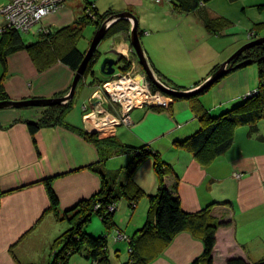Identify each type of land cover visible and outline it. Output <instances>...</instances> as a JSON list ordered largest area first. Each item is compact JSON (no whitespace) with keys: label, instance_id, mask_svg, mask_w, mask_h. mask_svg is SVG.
Wrapping results in <instances>:
<instances>
[{"label":"crops","instance_id":"1","mask_svg":"<svg viewBox=\"0 0 264 264\" xmlns=\"http://www.w3.org/2000/svg\"><path fill=\"white\" fill-rule=\"evenodd\" d=\"M7 1L0 0V7ZM261 5L264 0H212L194 12L178 13L169 1L70 0L60 11L37 24V33L40 34L42 27L56 30L74 24L87 13L88 6L100 14L109 10L131 11L143 28L142 43L155 70L173 80L178 88L189 90L249 41V32L264 36ZM203 14L228 18L232 24L220 35L211 34L201 17ZM4 25L0 13V27ZM119 35L114 50L130 57L133 47L124 33ZM7 64L5 87L12 100L61 96L70 88L76 74L61 61L40 71L25 49L11 53ZM178 70L188 71L185 80ZM3 73L0 63V77ZM259 85L258 68L252 64L229 72L201 100L211 115L218 116L243 102ZM79 87L66 121L42 127L35 136L36 142L27 121H39L45 107L0 108V264H48L52 259V244L69 227L66 220L47 212L50 199L45 179L54 177L53 187L60 208L65 211L100 190L101 175L94 168L112 174L122 171L133 158L109 143L97 144L85 137L83 132H89L85 106L93 109L94 91L88 94ZM107 107L118 109L112 102ZM156 108L135 107L130 113L132 123L120 126L111 138L131 146L149 145L159 153L173 168L166 177L168 186L173 187L176 177L179 178L178 191L185 211L197 212L213 205L214 216L227 223L217 230L213 264H228L237 257L251 263L263 260L264 119L259 121L256 131L250 125L236 127L231 148L205 165L193 152L175 145L202 126L191 103L176 100L168 109ZM125 179L118 178L115 187H120ZM134 180L145 193H157L159 178L153 158L139 165ZM148 209L147 197L138 201L135 210L128 199L119 201L115 215L117 227L109 235L113 264H126L130 259L129 242L116 240L117 233L132 236L144 226ZM94 217L87 229L97 235L106 233L103 222ZM204 249L202 240L182 232L149 264H193ZM70 264H91V260L76 255Z\"/></svg>","mask_w":264,"mask_h":264},{"label":"trees","instance_id":"2","mask_svg":"<svg viewBox=\"0 0 264 264\" xmlns=\"http://www.w3.org/2000/svg\"><path fill=\"white\" fill-rule=\"evenodd\" d=\"M210 1L212 0H170L174 10L178 13L194 12ZM90 12L94 13L91 14ZM115 14L117 12L113 10L100 14L95 8H91L74 24L56 30L49 28L48 32H40L39 38L31 42H27L18 29L7 28L1 32L0 63L4 67V73L0 77V102L11 100L5 87L7 60L11 53L25 49L29 52L40 71L61 61L76 72L87 53L77 45L79 39L83 36L85 27L92 24L97 31L106 20ZM201 17L206 28L212 34H221L232 24V21L225 17H212L209 14H203ZM130 28L131 22L129 20L120 19L111 26L104 38L125 33L129 39ZM254 32L256 34V31ZM139 34L142 39L144 31H142L140 25ZM254 37L258 38L257 34ZM132 54L133 58L137 59L135 51ZM100 58L101 54L96 50L87 66L84 77L88 75L96 76L95 65ZM128 60L125 56L119 55V62H122L121 69L124 72L129 71L132 66L131 61ZM252 64H256L258 67L260 85L257 92L249 96L246 95L243 102L218 116H213L207 111L201 97L223 78L195 94L172 96L174 100H188L202 121V126L196 133L185 140L175 142L178 148L193 152L202 164L207 165L231 148L235 142L236 127L250 125L253 131L257 130V124L264 119V43L247 49L242 55L233 59L231 62L232 68L229 72ZM220 66H215L213 73ZM84 77L81 79L79 86ZM102 83L104 81L96 76L91 85L99 86ZM169 83L171 84V82ZM152 87L155 91L159 90L153 84ZM69 90L61 95L68 94ZM74 100L75 96L70 100L71 102L68 101L63 105L44 106L45 110L39 121H27L35 142V136L42 127L54 126L66 121V115L73 108ZM83 134L90 141L97 144L104 141L116 147L120 153L132 154L133 158L128 165L122 168V171L112 173L113 176H110L112 174L105 172L102 168L101 170L94 168L101 175L102 185L100 190L93 196L81 200L75 207L65 211L61 210L59 197L53 187L54 177L44 180L50 199V207L47 212H51L57 219L66 220L69 223V227L52 244V259L48 264H70L71 259L76 255L86 257L91 260V264L93 262L96 264H113L109 253V235L117 227L115 215L119 201L125 198L128 199L131 209L135 210L138 201L145 197L149 200L147 219L144 226L130 238V259L126 264H149L163 253L174 238L182 232H189L204 242V252L194 260L193 264L214 263L213 253L217 244V230L227 223L221 222L219 218L214 216L213 205L197 212L185 211L178 191L179 178L176 177L173 187L168 186L166 177L172 174L173 168L149 145L131 146L119 140L117 142L111 137L99 138V133H90L86 130ZM148 158L154 159L155 170L159 178V187L156 194L145 193L143 189L136 185L134 180L137 168ZM121 177H126V179L117 188L115 187L116 180ZM112 206L115 208L112 209ZM96 215L101 217L105 226L106 233L104 234H93L87 229ZM228 264H264V259L251 263L243 257H237L230 259Z\"/></svg>","mask_w":264,"mask_h":264},{"label":"built area","instance_id":"3","mask_svg":"<svg viewBox=\"0 0 264 264\" xmlns=\"http://www.w3.org/2000/svg\"><path fill=\"white\" fill-rule=\"evenodd\" d=\"M68 0H8L6 4L0 7V11L4 14L5 25L0 29V33L7 28H15L21 32H30L31 29L42 22L44 18L50 14L60 11ZM160 1V0H159ZM91 9V8H90ZM89 9V11H90ZM49 28L42 27L40 32H48ZM134 62V61H133ZM136 65V63L134 62ZM133 64V65H134ZM127 72L116 73L111 79L105 81L98 86L93 100L92 107L85 106L84 118L87 127L97 130L98 133H103L110 128H115L121 124L120 116L125 120L130 121V112L137 106L147 104L152 105H168L170 100L162 97V92H152V84L148 78L134 74L135 68ZM123 73V74H122ZM121 75H123L121 77ZM257 92V90L253 91ZM105 93L106 99L103 95ZM253 94V93H252ZM248 95V94H247ZM251 95V93H250ZM110 100L117 105L118 110H123L120 115L119 111H112L106 107L104 100ZM167 99V100H166ZM91 108V110H89ZM112 209L115 207L112 206ZM116 240H130V237L124 233H117ZM92 264H96L93 262Z\"/></svg>","mask_w":264,"mask_h":264},{"label":"water","instance_id":"4","mask_svg":"<svg viewBox=\"0 0 264 264\" xmlns=\"http://www.w3.org/2000/svg\"><path fill=\"white\" fill-rule=\"evenodd\" d=\"M120 19H127L131 20L133 22V29L130 33V41L131 45L133 47V50L137 54L140 65L144 69L145 73L147 74V78L152 82L153 85L157 86L162 91L166 92L167 94L174 95V96H186L192 93H197L200 89L203 87L212 85L217 80L221 79L223 76H225L228 72L227 66L231 63V61L240 55L244 53L247 49L254 47L259 44L264 43V36L256 38L255 40L248 42L241 46L232 56L227 59L223 64L222 67L217 70V72L212 76L210 80H208L205 84L200 86L199 88L195 90L190 91H182V90H175L172 89L162 82H160L159 78L155 75V71L151 68V65L149 64V60L146 56L144 46L142 43V39L139 34V21L135 14H133L130 11H124L121 13L116 14L115 16H112L109 18L104 24L95 32L94 38L91 42L90 48L88 49L81 65L79 66L78 70L76 71L75 78L72 82L71 90L66 96L62 97H52V98H33V99H27V100H7L0 102V108H6V107H31V106H47V105H54V104H65L68 101L72 100L76 94L78 85L82 79V77L85 75L87 66L93 56L96 53V50H98V46L101 43V41L106 36L108 30L113 25L114 22H117ZM119 62V58L116 59L115 57H106L104 58L102 65H101V71L106 76H113L116 74V64ZM91 133H98L97 130H88Z\"/></svg>","mask_w":264,"mask_h":264},{"label":"rangeland","instance_id":"5","mask_svg":"<svg viewBox=\"0 0 264 264\" xmlns=\"http://www.w3.org/2000/svg\"><path fill=\"white\" fill-rule=\"evenodd\" d=\"M68 1H70V0H68ZM67 1V2H68ZM152 2H155V3H161V2H170V0H151ZM90 8H92L91 6H88L87 8H86V11L87 12H89V9ZM131 12V11H130ZM0 13L2 14V12L0 11ZM91 14L92 13H94V12H90ZM133 13V12H132ZM118 14V13H117ZM134 14V13H133ZM116 15V14H115ZM115 15H113V16H115ZM2 16L4 17V14H2ZM136 16V15H135ZM112 17V16H111ZM110 17V18H111ZM137 17V16H136ZM137 19H138V17H137ZM5 20V19H4ZM107 21V20H106ZM105 21V22H106ZM130 22H131V28H130V32H129V34L131 33V31H132V29H133V22L131 21V20H129ZM138 21H139V19H138ZM115 23V22H114ZM113 23V24H114ZM104 24V23H103ZM4 26H1L0 27V29L1 28H3ZM111 28V27H110ZM142 30H143V28H141ZM37 31H38V25H35L32 29H31V32H22L21 34H22V36L24 37V39L27 41V42H31V41H36L38 38H39V36H40V34H39V32L37 33ZM209 31V30H208ZM95 32H96V28H95V26L94 25H92V24H89V25H87L86 27H85V29H84V31H83V36L79 39V41H78V43H77V45H78V47L82 50V51H88V49L90 48V45H91V42H92V40H93V38H94V35H95ZM209 33H211L210 31H209ZM123 34V33H122ZM212 34V33H211ZM124 35H126L125 33H124ZM215 35H220V34H215ZM254 35H255V32L254 31H251V32H249V34H248V39H249V41H247L246 43H248V42H251V41H253V40H255L256 39V37H254ZM118 36H120L119 34L118 35H115V36H109V37H106V38H104L102 41H101V43L99 44V46H98V51H99V54H101V58L99 59V61L96 63V65H95V70H96V76L100 79V80H103L104 82L105 81H107V80H109V79H111V77L112 76H106L105 74H103V72L101 71V65H102V62H103V60H104V58H106V57H115L116 59H118L119 58V54L114 50V46H115V43H116V41H118L119 39H118ZM127 37V36H126ZM259 38V37H258ZM128 39V37L126 38V40ZM144 40H143V37H142V42H143ZM128 42V41H127ZM129 43L131 44V41H130V38H129ZM245 43V44H246ZM143 46H144V44H143ZM145 50V49H144ZM237 51V50H236ZM235 51V52H236ZM234 52V53H235ZM145 53H146V51H145ZM233 53V54H234ZM121 54V53H120ZM182 55H185L184 54V52H182L181 53ZM121 55H123V56H125L126 57V59H129L130 61H131V63H132V65L134 64V62L136 63V65L134 64L133 65V68H135V71H134V74L135 73H137L136 75L138 76V75H140V77H144V80H146V78H147V74L145 73V71H144V69L142 68V66L140 65V61H139V58H138V56L136 55V57H137V59L136 58H133V56H132V54H131V56L130 57H128V56H126V55H124V54H121ZM146 56H147V58H148V55H147V53H146ZM232 56V55H231ZM230 56V57H231ZM229 57V58H230ZM131 58H133V59H131ZM228 58V59H229ZM128 60V61H129ZM148 60H149V58H148ZM186 60V58L184 59V61ZM134 61V62H133ZM226 61V60H225ZM224 61V62H225ZM223 62V63H224ZM232 62V61H231ZM222 63V64H223ZM149 64L151 65V68L155 71V75L159 78V80H160V82H162L163 84H165L166 86H168V87H170V88H172V89H175V90H182V89H179L178 87H177V85L175 84V83H173V80H171L170 78H168L167 76H164L163 74H159L156 70H155V68L153 67V65L151 64V62H150V60H149ZM222 64H218V65H221L220 66V68L222 67ZM121 65H122V62H118L117 64H116V73H121V72H123L122 71V69H121ZM255 66L257 67V65L255 64ZM132 67V66H131ZM232 68V65H231V63L227 66V69H228V72H227V74L229 73V70ZM258 68V67H257ZM131 69V68H130ZM141 70V71H140ZM212 71H214V70H212ZM217 72V71H216ZM215 72V73H216ZM76 73V72H75ZM177 73L179 74V75H182V80H185V76H187V74H189L188 73V71H185V70H178L177 71ZM212 74L210 75V76H208V78H206L205 80H203V82H201L199 85H197L194 89H187V90H182V91H190V90H195V89H197V88H199L200 86H202L203 84H205L208 80H210L211 78H212V76L215 74V73H213V72H211ZM123 74V73H122ZM226 74V75H227ZM225 75V76H226ZM95 76V77H96ZM123 75H121V77H122ZM225 76H223V77H225ZM84 77V76H83ZM82 77V78H83ZM95 77L94 76H92V75H88V76H85L84 77V80H83V82L80 84V87H79V90H81L82 88H84L85 90H86V92L88 93V94H91L93 91H94V88H93V86L94 85H91V82H94V80H95ZM222 77V78H223ZM174 79V78H173ZM175 80V79H174ZM148 81H150L149 79H148ZM181 81V80H180ZM87 84H86V83ZM151 82V81H150ZM169 82H171V84L169 83ZM151 84H152V82H151ZM213 85V84H212ZM212 85H209V86H212ZM71 86H72V84H71ZM71 86H70V90H71ZM79 86V85H78ZM209 86H206V87H209ZM97 87V89H98V86H95V88ZM213 87V86H212ZM211 87V88H212ZM203 88H205V87H203ZM202 88V89H203ZM210 88V89H211ZM96 89V90H97ZM151 89H153V87H151ZM202 89H200L199 90V92L202 90ZM70 90H69V92H70ZM96 90L94 91V94H95V92H96ZM159 91L160 92H162V97L164 96L165 98H167V99H169L170 100V103L168 104V106H169V108L171 107V105H172V103H173V101H176V100H174L173 99V95H170V94H167L166 92H163L161 89H159ZM251 94L252 93H255V92H250ZM250 93L247 95V96H249L250 95ZM67 95V94H66ZM66 95H61V96H58V97H62V96H66ZM103 95H104V97H105V99H106V96H105V93H103ZM166 99V100H167ZM104 100V99H103ZM111 101L108 99L107 101L106 100H104V103H106L105 105H106V107H107V105H108V103H110ZM147 105H152V104H147ZM144 106V105H143ZM152 106H156V105H152ZM34 107H36V106H34ZM42 107H44V106H42ZM137 107H139V106H137ZM134 109V108H133ZM132 109V110H133ZM168 109V108H167ZM89 110H91V108L89 109ZM117 111H119L118 109H116ZM113 112H114V110H112ZM87 112V111H86ZM116 112V111H115ZM124 112H123V110H121V111H119V114L120 115H122ZM131 113V112H130ZM130 116H131V114H130ZM120 119H121V124L120 125H118V126H116L115 128H110V129H108L106 132H105V135L103 134V133H99V135L100 136H103V137H112V135L117 131V129L120 127V126H123V125H130L131 123H132V119H130V122L128 121V120H125L124 119V117H122V116H120ZM90 129H92L91 128V126L89 127ZM237 176H239V174H236ZM94 218H97V219H99L101 222H102V219H101V217H99L98 215H96ZM122 233V232H121ZM127 235V234H126ZM129 236V235H128ZM130 238H131V236H129ZM128 241V240H127ZM129 243H130V240L128 241ZM130 246V245H129ZM51 252H52V248H51ZM129 252H130V248H129Z\"/></svg>","mask_w":264,"mask_h":264},{"label":"bare ground","instance_id":"6","mask_svg":"<svg viewBox=\"0 0 264 264\" xmlns=\"http://www.w3.org/2000/svg\"><path fill=\"white\" fill-rule=\"evenodd\" d=\"M3 14V13H2ZM130 62V61H129ZM125 64H127V63H125ZM141 71V70H140ZM230 71V70H229ZM152 90V92H154L155 90L154 89H151ZM164 92V91H163ZM71 102V101H70ZM56 105V104H55ZM63 105V104H62ZM64 106H66V105H64ZM155 107H157L156 109H158V108H169V106L168 105H160V104H157ZM153 108V107H152ZM160 110V109H159ZM130 122V121H129ZM133 263V262H132ZM129 264V263H128ZM131 264V263H130Z\"/></svg>","mask_w":264,"mask_h":264}]
</instances>
